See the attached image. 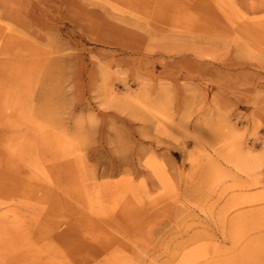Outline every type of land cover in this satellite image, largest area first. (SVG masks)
Instances as JSON below:
<instances>
[{"label": "rangeland", "instance_id": "rangeland-1", "mask_svg": "<svg viewBox=\"0 0 264 264\" xmlns=\"http://www.w3.org/2000/svg\"><path fill=\"white\" fill-rule=\"evenodd\" d=\"M0 264H264V0H0Z\"/></svg>", "mask_w": 264, "mask_h": 264}, {"label": "bare ground", "instance_id": "bare-ground-1", "mask_svg": "<svg viewBox=\"0 0 264 264\" xmlns=\"http://www.w3.org/2000/svg\"><path fill=\"white\" fill-rule=\"evenodd\" d=\"M34 182V181H33ZM34 184V183H33ZM38 188V187H37ZM37 199V198H36Z\"/></svg>", "mask_w": 264, "mask_h": 264}]
</instances>
